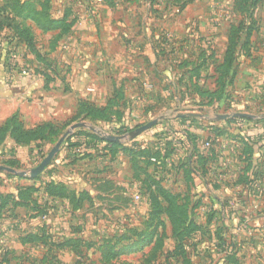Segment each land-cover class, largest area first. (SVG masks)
<instances>
[{"label":"rangeland","instance_id":"rangeland-1","mask_svg":"<svg viewBox=\"0 0 264 264\" xmlns=\"http://www.w3.org/2000/svg\"><path fill=\"white\" fill-rule=\"evenodd\" d=\"M12 1L0 0V21L2 13L14 15L13 7L4 9ZM51 1L50 11L47 9L50 15L41 16V22L48 24L67 13L68 21H73L70 30L90 28L91 36L86 38L104 40L108 45L90 50L91 58L109 64L103 67L105 82L94 77L88 85L91 89L108 87L93 97L97 107L107 97L112 103L94 120L76 121L64 129L59 126L61 134L44 143L45 154L76 123H84L87 130L102 138H120L116 141L120 147L108 146L105 153H80L75 158H68L59 149L34 178L18 174H28L45 154L42 159L17 161L15 165L0 161V205L6 198L0 208V264H232L223 252H229L239 264H264V193L249 198L244 208H228L224 212L226 227L220 219L207 223L209 208L193 209L191 217L200 230L193 231L187 240H178L176 233L183 225L180 221L172 224L164 209L166 199L158 192H167L181 209L206 203V195L198 193L200 182L188 151L176 144L187 130L181 115L194 114L200 121L214 122L216 115L252 113L244 105L231 109L201 105L204 99L198 90L209 89L212 83L201 75L192 83L183 78L187 61H199V44L220 46L231 27L241 22L248 25V19L240 15L243 0ZM39 11L38 6L31 9L36 20ZM254 12L255 25L264 26V0ZM18 21L30 28L43 52L48 51V41L59 35L55 30L43 33L33 19ZM68 34L62 38L65 43L70 42ZM5 35L0 30V38ZM141 42L154 44L159 63L156 75L147 66L149 54L135 58L138 52L146 51H137ZM206 50L208 53L209 48ZM55 55L49 54L48 59H56ZM126 58L130 71L142 60L136 76L131 74L135 70L122 71L119 63ZM84 86L86 89L87 82ZM237 89L239 86L233 92ZM63 102L74 103L70 96ZM67 119L64 113L58 114L54 124ZM153 120H157L153 127L129 138ZM131 141H137V146L124 151ZM200 145L202 151L204 144ZM219 199L228 203L225 196Z\"/></svg>","mask_w":264,"mask_h":264},{"label":"crops","instance_id":"crops-1","mask_svg":"<svg viewBox=\"0 0 264 264\" xmlns=\"http://www.w3.org/2000/svg\"><path fill=\"white\" fill-rule=\"evenodd\" d=\"M132 1L136 2L137 0ZM91 32L90 28H84V32L82 28L81 32L76 31V29L70 30L68 36H70L71 40L69 39V43L63 42V37L57 42L48 41V51L45 52L41 51L36 43V49L42 56V59L36 58L23 44L16 43L15 41L9 43L10 41L7 42L0 38V127L12 116H17L26 130L32 129L41 123L54 124V119L58 114L64 113L68 117L67 120L63 121L66 122L75 115L79 99L89 100L93 103L95 99L93 97L98 96L100 90H108L107 86L100 88L96 86V89H91L88 85L89 82L93 81L94 77L100 78L105 82L106 69L103 67L109 64L107 61H98V59L91 58L93 54L90 50L96 47L104 48L108 46L104 40L98 41L90 37L86 38L85 36H91ZM214 34L217 39V34ZM65 44H68L66 46L67 49L64 47ZM153 45L146 42L139 43L137 51H146L144 53L138 52L139 55L135 58H141L143 55L149 54L150 59L147 62V66L150 65V73L153 72L152 75H156L158 74L159 63L155 58ZM209 46L207 45L206 47L203 44H199L198 47H200L201 52L207 48H209V51L219 49L220 53L217 52L218 55L215 53L216 50L213 51L217 66L222 61L227 46V38L222 41V45L220 46ZM62 49L63 52L61 51ZM51 53L56 54V59H48ZM127 61V58L120 61L119 64L123 65L122 69L124 68L122 71L130 73L132 70H135L131 74L136 76V67L142 66V60L141 63L136 62L135 68L131 69V71L127 70ZM207 63L210 64L209 68L206 71L201 70L200 75L206 79L205 81L210 80L212 87L209 89L205 87L203 91H213L218 74L215 71L212 60H207ZM7 64H16L20 68H28L32 73V77L22 78L19 75H14L13 84L10 87L5 86L4 81L9 74ZM63 69H66V72L63 73ZM85 82H87L86 89L84 86ZM237 86L240 89L233 92V89ZM88 89L90 90L88 91ZM90 92L94 94L91 95ZM67 96H70L74 103H64L63 98ZM103 96H105V93ZM105 104L106 102L104 101L100 105L102 107ZM64 105L66 106L63 107ZM68 105H70V109H67ZM239 105L248 107L252 113L238 112L231 115L243 114L247 116L245 118L250 119H257L261 115H264V26H259L258 24L257 30L250 37L246 49L242 53L239 54L238 52L237 54L233 65V77L231 84L226 88V95L222 101L215 102L210 107H205L211 109L214 107L217 109L220 107L231 109L239 108ZM218 116L220 115H216L215 117L216 121L206 122V120L200 121L201 117L198 115H184V117L197 118L196 123H189L186 126L190 134L198 137L195 143L197 150L201 148L200 144H204L203 147H205V144L208 143L206 141L208 138H211V141L209 140L211 144L208 143V147H211L212 153L209 155V165H207L211 174L208 173L205 178L197 176L196 180L200 182L198 193L206 195L203 198L206 201L202 206L204 208H209L212 205L213 208H216L217 202L212 203L211 201L214 198L220 200V196L227 198L225 200L228 202L227 206L229 208H239L234 199V194L238 190L235 182L241 174L240 170L244 168V160L250 156L253 167L258 168L259 174L264 177V148L255 138L258 134V126L256 129L252 126L245 127L244 125H237L235 123L227 124L226 121L229 119L221 120L217 118ZM199 125L200 127H198ZM213 127L221 131L222 134L215 136L210 131ZM239 128L243 130H239ZM84 129L87 130L88 128L85 127ZM34 144V142H30L29 144L17 146L9 136H5L4 140L0 142V159L2 156H10L20 162L24 160L31 161L38 157L37 151L31 150ZM250 147L252 151L251 155L244 153V149ZM42 151L45 154L44 144Z\"/></svg>","mask_w":264,"mask_h":264},{"label":"trees","instance_id":"trees-1","mask_svg":"<svg viewBox=\"0 0 264 264\" xmlns=\"http://www.w3.org/2000/svg\"><path fill=\"white\" fill-rule=\"evenodd\" d=\"M262 0H243L241 1L240 12L243 18L248 19V25L246 26L244 22H241L236 27H231L228 35H227V46L222 58V61L219 65L216 66V59L215 53L213 51H208L205 53L204 51L200 54L198 58V63L187 61V70L183 75L184 79H187L188 82H191L193 78L196 81L199 76L200 72L206 71L210 64L207 63V60H212L213 66H215V71L218 74L217 79L215 80V89L213 91H203L200 88L198 90V95L202 98L203 102L201 105L210 107L215 102L218 103L222 101L223 97L226 95V88L228 85L231 84V79L233 77V65L236 61L237 54L239 52L242 53L243 50L246 49L249 39L252 36L253 32L257 30V24L255 25L253 19L255 16L254 8L260 5ZM13 3L4 6V9L11 8L14 11V15H10V13L3 14V20L0 21V30L4 32L6 37L4 38L5 41H15L16 43L23 44L25 48L33 53L36 58L42 59V56L38 53L36 49V40L34 39L33 34H31V30L29 27L25 25H21L18 19H33L32 22L36 24V26H40V29L43 33L45 31L55 30L58 31V37L55 38L54 42L60 40L64 35L70 32L72 27L73 21H68V14L65 13L59 19H55V21H49L48 24L41 22V16L50 15V8H51V0H14ZM35 6L40 8V11L35 14L38 20L34 17V14L31 13V9ZM13 7V8H12ZM49 9V11H47ZM49 12V13H48ZM241 17V18H242ZM240 46V47H239ZM245 52V51H244ZM158 61V60H157ZM174 67H178L179 64L172 65ZM17 70L19 67L15 64H7V71L9 70ZM110 98L107 99L106 104L102 107H97L94 103L90 102L89 100L79 99L77 103V111L75 115L68 121L63 122L61 124H51V123H41L32 129L26 130L23 127L22 122L17 116H12L11 118L7 119L5 123L0 127V142H2L5 136H9L15 143V145H23L29 144L30 142H34V147L31 150H35L38 153V158L41 159L44 157V153L42 151L43 144L50 140L51 136L60 135L62 128L68 127L70 124L81 121V120H94L96 117L105 114V109H108V106L111 104ZM181 122L189 124V123H196V117H182L179 118ZM227 124L235 123L237 125H244L245 127L252 126L257 129V126L261 127L258 128V134L256 135V140H258L262 147L264 148V115H261L257 119H250V118H236V119H229L226 121ZM200 127V125L198 126ZM202 128V126H201ZM61 130V131H60ZM118 130V129H116ZM212 133L215 136L218 134H222L221 131L215 129H211ZM239 130H243L239 128ZM182 137H178V142L186 152L188 151V156H190V160L192 163L193 172L198 174L199 177L205 178L206 175L211 171L207 168L209 165V155L212 153L211 147H204V149L197 150L195 147V143L198 137H195L194 134H190L187 130L182 133ZM206 142L211 144L209 141ZM177 141V140H176ZM137 141H131L130 146L126 149H133ZM108 146L110 147H120L116 142L107 141L104 138L96 135L84 128H78L74 130V132L68 136L62 143L60 150L66 153L68 158H75L78 154L74 151L77 149L85 148V151L81 153H85L88 155L92 152H102L105 153ZM188 148V149H187ZM244 153H249L251 155V147L244 149ZM1 163L4 164H17V160L14 157H6L2 156L0 159ZM259 169L254 168L251 161L250 156L244 160V168L240 170V175L236 180L235 184L237 185L238 190H236L234 194L235 203L238 204L239 208H244L248 204L249 198L256 197L258 193H264V177L263 175L259 174ZM53 188H58V185L50 183ZM159 194H161L166 199V207L165 212L168 214L172 224L176 221H180L183 225L182 230L177 231V239L178 240H187L188 236L192 234L193 231L200 230L199 223L192 219L193 209H204L200 202H196L193 207L189 210L182 208L176 205L174 199L167 194L164 190H158ZM52 194H55V190L52 191ZM2 204L0 208L5 204L6 198L2 199ZM212 203H216L218 206L217 208H213V205L209 207L206 214L207 223H212L220 221L225 223V216L224 212L227 211L229 208L227 203L224 201H220L218 199H212ZM200 203V204H199ZM201 205V206H200ZM180 209V210H179ZM175 211H177L175 213ZM176 216V217H175ZM223 220V221H222ZM222 226L226 227V223ZM229 252H223L222 255L225 258L227 257V262L232 264H239L233 255H229Z\"/></svg>","mask_w":264,"mask_h":264},{"label":"water","instance_id":"water-1","mask_svg":"<svg viewBox=\"0 0 264 264\" xmlns=\"http://www.w3.org/2000/svg\"><path fill=\"white\" fill-rule=\"evenodd\" d=\"M181 116H184V115H181ZM245 117H247V116L243 115V114H234V115H220L217 118L221 119V120H226V119H230V118H245ZM156 123H157V120H153V121L147 123L146 125L136 129L134 132H132L129 135V138H134V137L140 135L145 130H148L151 127H153ZM85 127H86V125L84 123H76L74 125H71L69 127V129L58 139V141L56 142L54 147H52L50 149V151L45 155V157L41 160V162L35 168H33L31 171H29L28 174L19 173L18 175L21 177L28 176L29 178H34V177L38 176L50 164L53 157L59 151L60 146L63 143V141L69 135H71L74 132V130H76L78 128H85ZM103 138L107 141H112V142L119 141V139H120L118 137H112V136H104Z\"/></svg>","mask_w":264,"mask_h":264},{"label":"built area","instance_id":"built-area-1","mask_svg":"<svg viewBox=\"0 0 264 264\" xmlns=\"http://www.w3.org/2000/svg\"><path fill=\"white\" fill-rule=\"evenodd\" d=\"M14 72H16L17 75H19L22 78H30V77H32V73L26 67H22V68L19 67V69H17V70H12V68H11L9 74L5 78V81H4L5 86L10 87L13 84V82H14V75H13ZM258 128H261V127L258 126ZM176 144H177V142H176ZM208 145L209 144L206 143L205 147H208ZM85 150H86L85 148H81V149L75 150L74 152L77 153V154H80L82 151H85Z\"/></svg>","mask_w":264,"mask_h":264}]
</instances>
